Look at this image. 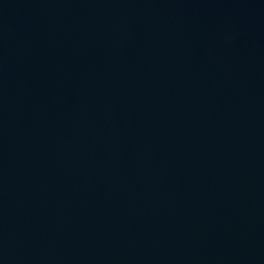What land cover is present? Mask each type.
I'll use <instances>...</instances> for the list:
<instances>
[{
  "label": "water",
  "instance_id": "water-1",
  "mask_svg": "<svg viewBox=\"0 0 264 264\" xmlns=\"http://www.w3.org/2000/svg\"><path fill=\"white\" fill-rule=\"evenodd\" d=\"M0 264H264V0H0Z\"/></svg>",
  "mask_w": 264,
  "mask_h": 264
}]
</instances>
